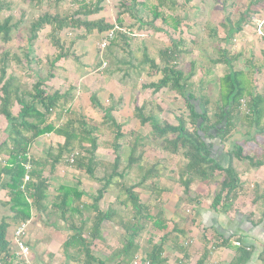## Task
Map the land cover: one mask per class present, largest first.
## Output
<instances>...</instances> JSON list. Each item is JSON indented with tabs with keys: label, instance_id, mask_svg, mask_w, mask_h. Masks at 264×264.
<instances>
[{
	"label": "trees",
	"instance_id": "16d2710c",
	"mask_svg": "<svg viewBox=\"0 0 264 264\" xmlns=\"http://www.w3.org/2000/svg\"><path fill=\"white\" fill-rule=\"evenodd\" d=\"M33 5L41 4L42 0H25ZM49 2V0H47ZM51 1V0H50ZM61 0H55L59 3ZM77 5L76 10L72 14L68 13H50L45 11L34 18L29 25L28 37L26 39L27 48L22 56L26 66L30 67V52L33 43L38 39L40 31L45 27H49L46 34L49 42L55 48L53 58L48 60L50 68L61 59L67 56L76 58L74 54L64 47L60 38V33L64 29H83V37L92 34L94 31L103 33L113 30L115 27H120L122 21L119 17L116 18L118 24L107 22L102 17H96L91 20L87 17L97 16L102 10V0L87 2L85 0H70ZM123 11L136 20L140 29L150 28L154 31H162L154 26L159 19L161 23L167 24L168 19L171 21L172 28L176 30L182 23L180 18H167L161 12V8L174 11L177 7L176 0H157L156 5L148 7L145 0H118ZM258 0H249L251 5ZM11 4L0 1V13ZM148 9L151 19L144 21L138 17L139 10ZM256 12L250 7H247L235 22V26H230L226 39H230L231 35L240 32L242 28L251 21V14ZM228 23H231L229 19ZM18 21H14L12 16H5L0 19V42L6 44L11 40V35L18 27ZM230 25V24H229ZM226 40V41H227ZM183 41L170 40V45L158 50V60L148 56V53L143 51L142 66L139 71H145L143 66L147 67L148 76H157L159 79L156 82H150L143 85L145 89H151L152 93H157L162 89H168L176 94L177 100H181L187 109L188 116L175 117V124L167 121L159 123L150 113L144 114L145 106L138 105L134 102V114L139 120L141 126L150 124V131L147 135H140L131 131L132 136L125 137L122 131V125L118 123L109 111L112 107H103L98 97L91 94L89 101L93 108L100 110L103 113L102 124L113 132V160L107 164L108 172L100 178L103 182L102 187L97 190L96 196L93 198L91 208L94 210L93 221L91 223L90 234L97 237L100 231V225L104 220H112L115 212L112 210L101 211L98 207L99 201L103 198L110 186H113L118 191L125 193V205L128 203L133 211V221L137 226L128 225L127 222H121V226L129 233V240L124 248L126 260L128 264L130 256H133L135 250L134 238L142 229V220H149V209L151 206L150 200L144 202L141 200L140 189L148 193V196L153 201H158L162 194L168 192V189L158 187L152 181L159 179L160 175L157 171L156 164L143 166L142 160L145 155V139L151 141H159L163 151L170 154H177L181 151L182 157L185 160L183 170L180 172L178 179L179 184L183 189V196L179 197L175 207H181L189 199V191L195 179L199 182H211L217 174H221L219 187L213 193L211 206L216 208L220 206L225 208L226 204L234 201L239 193H247L248 186L241 183L238 172L234 168V161H248L252 167H264V152L263 158L257 159L251 155L244 153L243 146L248 142L255 141L257 136H264V92L257 93L251 89V81L247 73L243 70H234L232 63L237 61L238 54L230 55L225 48L218 47V57L212 62L214 64H222L227 67V71L219 78L217 100L215 109L212 113L207 108L208 99L197 98L192 91L190 79L193 72L184 74L178 68L179 56L182 53L180 46ZM264 56V44L263 52ZM77 59V58H76ZM14 62L22 67L21 58L17 53H10L0 46V115L7 123V137L0 140V155L5 156V159L0 166V187L7 189L9 200L7 203L13 212L12 219L20 222H25L30 218L31 207H42L43 202L47 198L48 181L44 177V169L49 167L52 171L56 165L65 163L67 166L72 165L77 170L84 171L89 177H94L95 169L104 165L100 160H97L95 153L98 149L95 133L97 125L84 117L68 118L63 124H53L49 120L52 112L60 106L66 104L69 100L70 91L63 93L54 91L48 93L45 90V79L41 78L37 72V80L30 88L21 81L18 77L7 74L9 64ZM120 62V61H118ZM122 64H127L130 67V62L121 61ZM30 69V68H28ZM127 76L128 71L122 72ZM137 71V70H136ZM140 73V72H138ZM54 75L50 71L46 79L53 78ZM193 101H199L202 106L201 110H197ZM245 102L247 112L241 116L242 104ZM17 105L18 111L13 113V107ZM244 105V104H243ZM160 107L158 106V109ZM247 123L254 127V134L249 137H243L240 143H233L230 149L223 151L226 156V164L222 165L214 157L215 140L220 141L221 145L232 135L235 127L241 122ZM47 133H52L55 136L63 138V142L58 146V151L53 153L47 151L45 158H32L29 150L34 141ZM123 140L126 147L129 149L127 154V162L124 167H121L120 149L123 147ZM150 141V142H151ZM88 144V147L85 145ZM78 149V150H77ZM76 153L74 160L69 164V155ZM234 160V161H233ZM29 168H26V166ZM137 170V180L129 185L121 182V179L126 171ZM28 176V180H24ZM66 190V189H65ZM83 193L74 191L75 200H79ZM252 204L257 201H264V192L254 190L251 197ZM60 197L59 206L61 207V215L65 217L70 203L69 193L66 190ZM79 212L78 208H75ZM8 222L5 219L0 221V262L6 264L10 257L9 243L6 239ZM157 229H164L162 221L154 224ZM80 228L75 234L69 237L65 246H69L72 240H78L77 246L83 253L87 254L89 243L83 238ZM91 237V236H90ZM243 249L245 256L249 252ZM162 253L161 245L152 246L147 255V260L150 264H158L162 262L160 255ZM245 257L244 259H246Z\"/></svg>",
	"mask_w": 264,
	"mask_h": 264
},
{
	"label": "rangeland",
	"instance_id": "374dc122",
	"mask_svg": "<svg viewBox=\"0 0 264 264\" xmlns=\"http://www.w3.org/2000/svg\"><path fill=\"white\" fill-rule=\"evenodd\" d=\"M0 1L11 4L9 8H5L0 13V19L10 15L14 21L19 22L17 29L11 35V40L6 44L0 42V46L6 51L17 53L22 62V67L11 62L7 69V74L18 77L30 88L37 80V75L35 74L37 72L41 78L45 79L44 87L48 93L70 91L68 102L52 112L49 120L53 124H63L68 118L82 116L97 125L95 135L98 138V149L95 157L104 165L95 169L94 177H89L84 171L77 170L72 165L67 166L63 162L56 165L52 171L49 170V167L44 169L43 175L47 179L49 187L47 198L43 204H47L53 209L56 214L54 216L61 215L59 196L67 190L70 197L67 216L73 218L74 221L78 222L81 220L91 224L94 215V210L91 208L92 200L96 196L97 190L102 187L103 182L100 181V178L107 175L105 174L108 172L107 164L113 160V132H111L107 125L102 124L103 113L91 105L89 101L91 94H95L98 97L103 107H112L109 114L122 125L126 138L132 136L131 131H129L132 127L133 129H138V134L142 136L147 135L150 131L149 123L140 127L133 110L134 102H137L139 106L144 104V114L149 115L152 113L159 123L167 121L175 124L176 116L184 118L188 116L183 102L177 100L178 97L174 92L162 89L157 93H152L151 89L143 88V85L156 82L160 77L159 75L148 76L146 66H143L145 71L141 72L138 70L142 66L144 50L150 58L157 61L159 49L169 46L170 40H182L183 44L179 47L182 53L177 63L178 68L184 74L193 72V76L190 79L192 91L197 98L208 99L207 108L210 113L215 109L219 78L227 71L225 65L214 64L212 62L218 57V47L225 48L230 55L238 54L237 61L232 63L234 70L246 72L252 84L251 89L257 93L264 92V56L262 54L264 37H261L258 33L260 31L264 34V24L257 29L258 27L254 21L255 18L262 19L264 17V0L255 1L251 5L249 4V0H176L177 7L174 11L164 7L161 8V12L167 18H180L182 23L174 30L170 19H168L167 24L161 23L158 19L154 26L160 28L162 31H154L150 28L140 29L136 20L128 12L123 11L118 0H102L101 12L97 16H89L87 18L93 20L96 17H102L107 22L117 25L116 18L119 17L122 25L118 24L119 28L115 27L113 30L103 33L94 31L85 37L81 36L83 35V29H64L60 33L61 41L70 54H74L77 59L67 56L58 61L54 65V68H50L47 62L53 58L56 52L46 36L49 27H45L40 31L38 39L30 49V67L26 66L22 54L27 48L26 39L28 37L30 22L45 11L72 14L76 10L77 5L70 0H61L59 3L55 2V0H49V2L42 0L39 5H33L25 0ZM85 1L94 2L95 0ZM145 3L150 7L156 5L157 0H145ZM247 7L256 11L251 14V21L240 32L232 34L231 38L227 40L226 36L230 26H235L239 15ZM137 15L144 21L151 19L147 8H141ZM228 19L231 23H228ZM109 34H111V37ZM102 44H104V47H102ZM124 60L130 62L132 65L128 67L127 64H122L121 61ZM117 69L122 70V72L128 71L129 73L125 77ZM50 71L54 77L46 79ZM124 82L125 85H123ZM123 86H125L124 88H130L129 95L126 94L128 92H124ZM132 92H134L133 95ZM131 95L134 96V99H132ZM193 102L197 110H201L202 106L199 101ZM243 104L241 116L244 115V112H247L245 102ZM158 106L160 107L159 109ZM17 111L18 106L15 105L13 113L16 114ZM133 119H136V122ZM6 126V121L0 115V140L7 137L8 127ZM253 134L254 127L241 121L223 145L218 140L214 141L217 147L214 157L220 164L225 165L227 158L222 154L223 151L225 152V150L230 149L233 143H240L243 137L249 138ZM120 141L123 142V140ZM150 141L149 138L144 141L145 155L143 156L142 164L146 167L151 163L157 165L156 168L160 178L152 181V183L179 195L182 191V186L179 184L178 179L185 163L181 151L177 154H170L161 149L159 141ZM62 142V137L47 133L34 141L30 147L29 154L32 158L43 159L47 151L51 150L53 153H56L58 146ZM122 144L123 147L120 149L119 155L121 157V167H124L127 162L129 149L126 147L125 142ZM85 145L88 147V144ZM243 151L257 159H262L264 136H257L255 141L245 144ZM4 159L5 156L0 155V166ZM67 162L71 163L70 161ZM233 165L238 174L240 173L242 176L247 171L254 174L255 172H259L255 175L256 179L254 177V179L247 180V192L250 195H252L254 190L264 188V180L260 179L264 176L263 166L252 167L248 161H234ZM136 173V169L126 171L121 182L127 185L135 182L137 180ZM220 179L221 174H217L211 182L207 183L206 187L212 188L213 193L216 192ZM198 183L201 182L195 179L192 186L197 187ZM200 188L204 189V187ZM74 191L83 193V196L79 200H75ZM135 191L140 192L141 200L145 202L147 198L145 192L140 189H136ZM125 198V193L110 186L99 201L98 207L101 211H114L115 215L111 221L116 225L119 220L127 222L128 225L134 224V226H137L135 221H133V211L130 205L128 203L125 205ZM245 198L247 199H244V201L250 204L251 196ZM148 200H151L152 203L156 202L150 197L146 201ZM159 201L160 204L155 203L156 207L152 209V214H155L160 219L165 217V215L167 216V213H164L163 209H161L163 205L162 199H159ZM185 207L182 206L184 209ZM75 208H78L79 212ZM61 219L65 222L64 218H58L56 219V223L59 224L58 220ZM256 220L264 223L263 218ZM141 224L143 229L140 231V234L146 246L143 247V250L145 249L144 252H148L149 248L147 247L146 238L149 236L150 229H156L150 220H142ZM118 230L119 236H125V238L129 236L130 232L123 231L120 228ZM138 238H140L139 233L134 238V243H137Z\"/></svg>",
	"mask_w": 264,
	"mask_h": 264
},
{
	"label": "crops",
	"instance_id": "0c3cea01",
	"mask_svg": "<svg viewBox=\"0 0 264 264\" xmlns=\"http://www.w3.org/2000/svg\"><path fill=\"white\" fill-rule=\"evenodd\" d=\"M129 89L128 87L124 88V92H128L126 93L128 95ZM133 94L134 92H132ZM133 120L136 122V119ZM140 127L142 126L140 125ZM129 131L139 133V130L133 129V127ZM216 150L217 147L214 146V152ZM257 173L259 172L254 174L247 171L243 176L240 173L238 175L244 186L247 185L248 179H254V177L256 179ZM260 179L264 180V176ZM202 183L196 184L197 187L191 185L190 198L182 205L186 206L185 209L182 206L175 207L178 198L183 196V189L179 195L173 191L163 193L160 198L163 201L161 209L167 213V216L160 219L152 214V209L156 207L155 203L160 204V201L152 203L150 200L149 213L151 217L149 220L156 230L150 229L149 236L146 238L148 252L152 246L161 245L160 259L162 262L158 264H264V223L256 220L263 218L264 221V201L259 200L252 204V196L250 204H248L244 199H247L245 197L249 198L250 193L247 192L244 195L241 192L234 201L226 204L225 208L220 206L213 208L211 206L213 189L206 187L207 182ZM198 186L204 187V189ZM260 191L264 192V188H261ZM145 195L147 198L149 197L146 192ZM8 200L7 189L0 187V221L5 219L9 224L6 239L9 243L10 257L6 264H25V260L17 255L18 250L12 239L14 230L22 222L12 219L13 212L10 209V204L7 203ZM54 215H56L55 212L47 204H43L42 207H31L30 218L25 221L27 226L22 239L29 248L27 255L29 263L126 264L124 263L127 259L124 248L129 236L127 238L119 236L118 228L125 231V228L121 226V221L118 220V227L111 220L102 221L99 234L97 237H93L90 234V223L81 220L74 221L67 214L65 217ZM57 217L64 218L65 222L61 219L58 220L59 224L56 223ZM159 221H162L165 226L162 230L154 226ZM79 228L83 230L82 236L89 243L87 254L77 246V243L81 241L74 239L71 245L65 246L69 237L75 234ZM122 233L124 234V232ZM139 235L140 238L135 243V252L133 256L129 257L128 264H133L135 259L136 264H146L147 262L150 264L146 258L148 252L143 250V247L146 246L140 232ZM235 242H239L240 245H235ZM243 249H246L249 255L245 256L246 253L242 252ZM245 257L247 258L244 259Z\"/></svg>",
	"mask_w": 264,
	"mask_h": 264
},
{
	"label": "built area",
	"instance_id": "2783aa9c",
	"mask_svg": "<svg viewBox=\"0 0 264 264\" xmlns=\"http://www.w3.org/2000/svg\"><path fill=\"white\" fill-rule=\"evenodd\" d=\"M256 26L258 27L257 29H259V27L264 24V17H262V19H254ZM259 35H261V37H264V34H262L260 31L258 32ZM109 36L111 37V34H109ZM102 47H104V44H102ZM76 153H72L69 155V161L72 163L74 160ZM26 168H29V166L27 165ZM24 180H28V176H25ZM27 226V222H22L20 223L16 229L13 232V243L15 245V247L17 248V255L21 256L23 258V260H25V264H31L27 261V255L29 254V248L24 244L23 242V237L25 235V229ZM235 245L239 246L240 243L239 242H235ZM136 259L133 262V264H136ZM0 264H4L3 262H0ZM148 264V262L146 263ZM209 264H213V263H209Z\"/></svg>",
	"mask_w": 264,
	"mask_h": 264
}]
</instances>
